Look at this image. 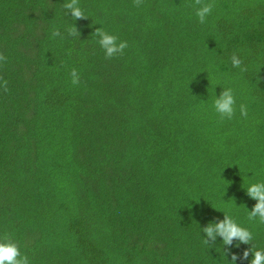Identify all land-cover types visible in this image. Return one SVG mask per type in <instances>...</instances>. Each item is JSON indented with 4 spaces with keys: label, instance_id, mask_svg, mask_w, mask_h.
<instances>
[{
    "label": "trees",
    "instance_id": "trees-1",
    "mask_svg": "<svg viewBox=\"0 0 264 264\" xmlns=\"http://www.w3.org/2000/svg\"><path fill=\"white\" fill-rule=\"evenodd\" d=\"M65 2L0 0V235L30 264H231L250 245L201 229L228 214L264 249L246 194L264 181V0H214L203 24L194 0H80L76 21Z\"/></svg>",
    "mask_w": 264,
    "mask_h": 264
},
{
    "label": "clouds",
    "instance_id": "clouds-1",
    "mask_svg": "<svg viewBox=\"0 0 264 264\" xmlns=\"http://www.w3.org/2000/svg\"><path fill=\"white\" fill-rule=\"evenodd\" d=\"M143 0H134L135 6L139 7ZM195 15L199 23L206 22V18L212 13L215 6L214 0L212 2H205V0H194ZM62 7L67 10L68 14L76 21L79 19H86L84 10L80 7V0H66ZM68 35L72 37L80 36V32L75 25H70L67 29ZM53 37L59 36L58 29L52 32ZM92 35L98 38L97 43L104 50L105 58L111 59L117 54L122 55L124 50L128 47L127 41H118L117 36L109 34L103 28H97ZM232 67L239 68L242 72L246 71V67H242L243 61L236 54L233 53L230 57ZM0 61H6V57L0 54ZM71 83L78 85L80 83V75L76 69L70 73ZM7 92V81L0 83ZM213 107L220 118L231 119L236 111V99L231 88H225L220 91L219 96L215 98ZM241 117L248 116V109L245 104L239 106ZM247 196L256 201L255 205L248 211V220L253 221L258 219L260 223H264V181H257L251 183L246 191ZM202 232L205 239V245H215L217 237H219L223 245L231 247L234 241L238 244L250 245V247L242 253L241 257L235 254L231 255V264H235L238 259L247 260L251 255L249 264H264V249H257L251 242L253 240L252 232L241 226L231 215L224 214L222 220L209 222L204 226ZM0 264H30L29 258L22 255L18 244L12 239L10 234L0 235Z\"/></svg>",
    "mask_w": 264,
    "mask_h": 264
}]
</instances>
